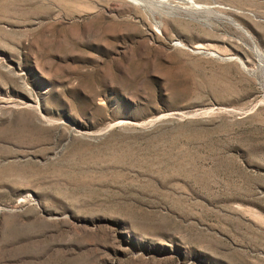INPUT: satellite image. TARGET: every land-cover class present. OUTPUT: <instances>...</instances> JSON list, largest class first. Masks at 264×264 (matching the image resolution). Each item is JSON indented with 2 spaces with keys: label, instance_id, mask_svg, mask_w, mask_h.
I'll return each mask as SVG.
<instances>
[{
  "label": "rangeland",
  "instance_id": "1",
  "mask_svg": "<svg viewBox=\"0 0 264 264\" xmlns=\"http://www.w3.org/2000/svg\"><path fill=\"white\" fill-rule=\"evenodd\" d=\"M0 264H264V0H0Z\"/></svg>",
  "mask_w": 264,
  "mask_h": 264
}]
</instances>
